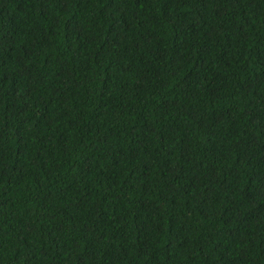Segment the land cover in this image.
I'll list each match as a JSON object with an SVG mask.
<instances>
[{
    "label": "trees",
    "instance_id": "1",
    "mask_svg": "<svg viewBox=\"0 0 264 264\" xmlns=\"http://www.w3.org/2000/svg\"><path fill=\"white\" fill-rule=\"evenodd\" d=\"M0 264H264V0H0Z\"/></svg>",
    "mask_w": 264,
    "mask_h": 264
}]
</instances>
